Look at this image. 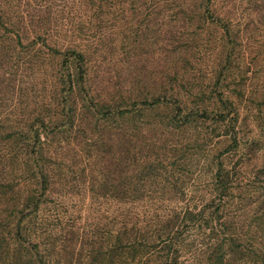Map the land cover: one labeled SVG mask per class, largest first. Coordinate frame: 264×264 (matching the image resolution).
I'll return each mask as SVG.
<instances>
[{
  "label": "rangeland",
  "instance_id": "rangeland-1",
  "mask_svg": "<svg viewBox=\"0 0 264 264\" xmlns=\"http://www.w3.org/2000/svg\"><path fill=\"white\" fill-rule=\"evenodd\" d=\"M203 1L2 0L8 24L0 25V264H39L24 247L20 252L15 220L6 219L40 193L41 169L49 175L47 189L35 219L25 218L22 234L33 241L32 232L40 241L44 264H115L109 252L118 244L121 213H131L128 228L146 223L156 232L151 219L159 213L188 207L198 212L218 199L214 178L220 161L231 171L226 209L252 211L256 225L264 227V0H212L214 20L205 15ZM70 46L85 53L88 96L79 87L64 92L62 62ZM227 54L221 90L236 116L225 123L186 118L205 110L226 112L213 87ZM69 69L77 75L74 57ZM90 97L103 111L133 110L99 116ZM155 97L162 99L155 106L140 103ZM233 127L239 145L226 152ZM32 129L40 135L32 156L37 167L29 155ZM128 152L127 162H114ZM133 156L155 160L170 179L158 194L151 189L163 197L159 202L135 198L144 187L135 183L131 190L142 167L132 164ZM171 181L176 186L169 190ZM121 182L127 183V194ZM119 195H128L126 201ZM209 216L206 210L201 233L220 236ZM244 218L233 221L228 232L252 236L264 253V238H255ZM193 234L185 233L190 249L182 264H198L205 255L207 236L196 234L195 245Z\"/></svg>",
  "mask_w": 264,
  "mask_h": 264
},
{
  "label": "trees",
  "instance_id": "trees-1",
  "mask_svg": "<svg viewBox=\"0 0 264 264\" xmlns=\"http://www.w3.org/2000/svg\"><path fill=\"white\" fill-rule=\"evenodd\" d=\"M204 6L205 9L203 10L205 15L208 16L211 20L215 18L214 13L212 12L211 3L212 0H205ZM4 7L2 0H0V25L7 26L8 22H6L5 15L3 13ZM218 22H222V20L216 19ZM221 24V23H220ZM223 27L225 28L226 32H229V28L226 24L223 23ZM43 37V43L47 46H50L47 43L46 36L40 35ZM51 47V46H50ZM55 52L61 53L57 47H51ZM75 58L77 62V75L72 73L69 69V62L71 58ZM230 54H227L225 59V64L223 65L220 73L217 75L216 80L214 82L213 92L216 95L218 102L220 103L223 110L226 112L222 113H214L209 114L208 110L203 112H195L190 113L187 115L186 118L190 116H195L198 118L203 119H213L217 122L225 123L228 118L234 114L236 116V107H234L233 102L225 96L223 90H221L222 82L226 81V77H224V72L227 69V64L230 62ZM87 65H86V57L85 53L81 50H78L76 46H70L67 48V52L65 53V57L62 62V76L64 79V92H72L75 87H79V89L88 96V89L86 86L87 81ZM66 97H62V104L66 103ZM162 99L160 97L152 98L151 100L145 99L141 101V105H149L155 106L160 103ZM166 100L163 98V101ZM94 101V102H93ZM90 105L94 107L95 113L99 116L107 117L110 115H125L133 109L127 108H120L117 107L115 109H110L108 111H103L98 104H96L94 97H90ZM138 103H134V106ZM177 106V104H176ZM177 113L175 116H179L181 114L180 108L177 106ZM70 112V110H69ZM63 113L64 116L69 118V114L66 111V107L63 106ZM234 115L231 117L230 123H232L233 119H235ZM176 117V119H178ZM179 120V119H178ZM40 126L43 129H47L45 123L42 119H39ZM234 126V125H231ZM59 124H57L54 128H58ZM232 135V143L229 148L226 149V152L230 148H236L239 145L237 130L233 127ZM32 133L33 129L31 130ZM34 136V143L32 144V148L30 149L29 155L32 158L35 166H39L38 159L34 158L33 155L38 153L35 147L40 140V135L36 132ZM42 152V151H41ZM132 155V152H128L126 156H122L119 158L116 156L114 158V162H117L118 165L127 162ZM133 161L139 162L140 167V175L135 178V182H131V190L135 187L137 189L144 187L143 194L139 197H135L138 200L146 201L148 199H155V201L159 202L163 197L161 196H153L152 190L158 194V188H164L167 185V182L170 181L163 177V168H159L156 164L155 160H150L145 156L141 157H134ZM126 167V165L124 166ZM230 170L226 169V164L223 161H220L217 165V170L215 173L214 182L218 185L219 188V195L218 199L213 198L210 204L205 205L201 208L198 212L190 209L179 210L177 208L166 210L165 213H159L160 215L153 216L151 222L154 226H158V231L154 232L147 228L146 223L141 226L132 225L130 228L127 227L129 220L132 219L131 213L125 214L121 213L118 218L117 224V240L118 244L114 245L109 252V255L112 259L117 258V262L115 264H182L185 261L182 260V256L184 255V251L186 248L190 249V240L189 238L186 239L185 233L190 229V232L193 231L194 238L197 235L203 234L207 236L206 242V251L205 255L197 260L198 264H231L236 263L238 264H251L248 260L250 256L255 258L252 261V264H264V253L259 250L258 241L252 239H245L244 234H237V233H229L228 231L231 230V223L235 221H241L245 216L247 219H250L247 224L249 226V230L251 229V233H254V237H257V234H261V238H264V227L259 228V225H256V218L252 215V211H246L245 214L241 215L242 213L239 212V208L236 211L232 210V205L226 209V193L228 194V189L232 188V179L230 176ZM40 175L39 185H40V193L38 195L32 196L29 202L23 206V208H19L12 211L11 216H8L10 212L7 214L9 219V224L15 220V235H13L14 240L19 242L20 252L23 251V247L25 250L23 253L27 254L31 261L34 263L44 264L43 257L41 255V251L39 249V243L35 236L30 234L33 241H31L30 237L22 234V230L24 228V220L25 218L29 217L31 222L35 219L38 215V211L41 208L42 203V195L47 189L48 185V173L41 169L40 172H36V176ZM38 180V179H37ZM176 186L175 183L171 181L169 187L167 189L171 190L174 189ZM119 188L126 192H128V185L126 182H121ZM128 195H119L117 198L120 202H125L126 197ZM166 201H172V199H166ZM243 204L240 203L239 207ZM244 210V207L241 210ZM206 210H208V214L214 220L215 227H213L214 233L215 231H220V236L217 233L215 235L206 233H201V230L204 229L202 220L205 219ZM20 214V215H19ZM234 214V215H233ZM33 216V217H32ZM32 217V218H31ZM127 218V219H126ZM218 218V219H217ZM126 219V220H125ZM245 219V218H244ZM261 219V217L259 218ZM247 221V220H245ZM244 221V222H245ZM256 221V222H255ZM247 232H250V231ZM131 234H130V233ZM157 234V235H156ZM147 238H152L150 241H147ZM7 241V239L5 238ZM130 240V241H129ZM156 240V242H155ZM4 241V242H6ZM8 242V241H7ZM11 244V242H9ZM197 244V239L195 238V245ZM3 248H0V251ZM7 252H12L10 249H7ZM241 252V253H240ZM156 253V254H153ZM240 253V255H239ZM246 257L248 259L244 260ZM128 259H131L128 261ZM0 261H4L0 256Z\"/></svg>",
  "mask_w": 264,
  "mask_h": 264
}]
</instances>
